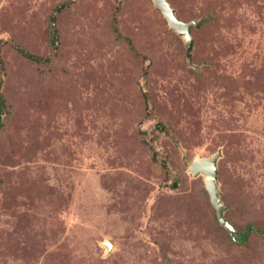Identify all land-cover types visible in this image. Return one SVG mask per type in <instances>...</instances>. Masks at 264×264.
Masks as SVG:
<instances>
[{
    "label": "rangeland",
    "instance_id": "374dc122",
    "mask_svg": "<svg viewBox=\"0 0 264 264\" xmlns=\"http://www.w3.org/2000/svg\"><path fill=\"white\" fill-rule=\"evenodd\" d=\"M168 1L0 0V264H264V0Z\"/></svg>",
    "mask_w": 264,
    "mask_h": 264
},
{
    "label": "water",
    "instance_id": "95a60500",
    "mask_svg": "<svg viewBox=\"0 0 264 264\" xmlns=\"http://www.w3.org/2000/svg\"><path fill=\"white\" fill-rule=\"evenodd\" d=\"M152 2L154 6L159 8L169 27L181 35L186 47V57L188 60H191L193 49L191 29L193 27H198L200 25L201 19H191L185 21L176 15L175 8L168 0H152ZM221 154V149H218L208 156L195 157L189 164L188 170L194 176H203L204 187L208 192L210 202L215 209L216 218L219 224L228 230L232 239L240 241L243 240L241 239V233L226 218L225 211L228 209V206L224 204L220 197L221 191L219 189L217 162ZM102 244L107 246L108 251L112 249V243L110 241L105 240L102 242Z\"/></svg>",
    "mask_w": 264,
    "mask_h": 264
},
{
    "label": "trees",
    "instance_id": "16d2710c",
    "mask_svg": "<svg viewBox=\"0 0 264 264\" xmlns=\"http://www.w3.org/2000/svg\"><path fill=\"white\" fill-rule=\"evenodd\" d=\"M51 22H50V31H49V44L52 46V47H55V44L57 42V39H58V36H57V29L55 28L54 26V17L51 18ZM54 26V27H52ZM20 52H22V54H24L25 56L29 57V58H32L33 60H36V61H42V60H45L46 57H43V56H40V55H37V54H33V53H29L27 51H23V50H20ZM2 64V59H1V56H0V65ZM5 106V98L3 96V93L1 92L0 90V127L2 126V123H1V114H2V110ZM175 184V183H174ZM252 229V225L248 224L246 225V230L244 232H241V239H244L246 236H247V232L248 230ZM257 231H259L258 228H255Z\"/></svg>",
    "mask_w": 264,
    "mask_h": 264
}]
</instances>
